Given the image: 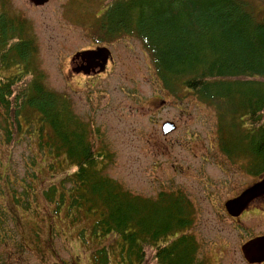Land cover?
Here are the masks:
<instances>
[{
    "label": "trees",
    "instance_id": "obj_1",
    "mask_svg": "<svg viewBox=\"0 0 264 264\" xmlns=\"http://www.w3.org/2000/svg\"><path fill=\"white\" fill-rule=\"evenodd\" d=\"M1 1L0 141L27 136L37 145L23 177H8L1 166L10 191L8 200L0 191L1 231L13 237L7 205L38 214L45 202L53 223L62 215L63 222L88 221L78 237L91 251L90 264H204L189 196L174 190L145 199L107 174L111 150L97 149L92 119L46 86L33 39ZM108 1L103 34L140 40L174 97L184 90L215 110L222 151L250 159L255 175L264 172V0Z\"/></svg>",
    "mask_w": 264,
    "mask_h": 264
},
{
    "label": "rangeland",
    "instance_id": "obj_2",
    "mask_svg": "<svg viewBox=\"0 0 264 264\" xmlns=\"http://www.w3.org/2000/svg\"><path fill=\"white\" fill-rule=\"evenodd\" d=\"M108 3L49 0L45 6L36 7L28 0H3L2 9L9 19L14 16L30 31L26 35L34 39L37 50L34 64L43 73L46 86L68 97L80 118L92 119L95 137L101 132L99 137L113 154L107 174L134 196L145 199H153L162 191H183L195 208L191 232L199 241L204 264H247L241 246L264 234V211L253 210L240 222L225 211L224 203L254 176L240 161L226 160L219 151L215 110L184 90L177 97L168 95L171 89L167 90L159 78L142 42L127 35L108 42L114 62L106 74L95 78L72 75L71 58L94 44L99 34L94 19ZM161 100H166L165 105ZM165 121L177 125V131L167 137L161 132ZM36 146L27 136L17 137L11 144L2 138L0 173L4 164L8 177L31 172L26 166L31 160L29 151ZM74 171L70 168L67 173ZM6 184L0 181V191L6 192L8 200ZM45 185L50 186L51 180ZM40 206L38 214L6 206L13 218L6 224L7 233L13 238L0 227V264H90L87 253L91 255V251L78 237L90 225L88 221L63 222L62 215L61 221L54 219L53 228V221L45 217L49 212L45 202Z\"/></svg>",
    "mask_w": 264,
    "mask_h": 264
},
{
    "label": "water",
    "instance_id": "obj_3",
    "mask_svg": "<svg viewBox=\"0 0 264 264\" xmlns=\"http://www.w3.org/2000/svg\"><path fill=\"white\" fill-rule=\"evenodd\" d=\"M37 6L45 5L49 0H30ZM109 55L107 50H101L99 53H87L86 56H100L103 59ZM164 134L167 135L175 130L173 123H166L163 127ZM264 194V178L261 183L243 193L239 198L228 201L225 206L231 216H239L246 206L255 198ZM243 255L250 264H261L264 262V237H258L247 242L242 247Z\"/></svg>",
    "mask_w": 264,
    "mask_h": 264
},
{
    "label": "flooded vegetation",
    "instance_id": "obj_4",
    "mask_svg": "<svg viewBox=\"0 0 264 264\" xmlns=\"http://www.w3.org/2000/svg\"><path fill=\"white\" fill-rule=\"evenodd\" d=\"M105 44L99 43V44H93L90 48L84 49L82 51L86 50H94L95 48L103 47ZM107 46V45H106ZM81 51V52H82ZM102 63L100 62L99 59H94L91 63L88 62L87 59L83 58L82 56H74L71 59L70 65H71V72L72 75H78V76H88L89 78H95L98 76H101L102 73L101 71V65ZM107 72V68L105 71V74ZM259 178L254 180L251 184H248L246 188H244L242 191L247 189L248 187L252 186L254 183L258 182ZM240 193H238L235 197L239 196ZM264 196L256 199L248 208V210H245L243 215L239 218L236 219L237 221H240L241 218L248 212H251L252 210H262L264 211Z\"/></svg>",
    "mask_w": 264,
    "mask_h": 264
}]
</instances>
